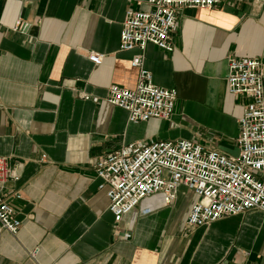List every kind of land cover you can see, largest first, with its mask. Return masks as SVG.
<instances>
[{
	"label": "crops",
	"instance_id": "1",
	"mask_svg": "<svg viewBox=\"0 0 264 264\" xmlns=\"http://www.w3.org/2000/svg\"><path fill=\"white\" fill-rule=\"evenodd\" d=\"M148 2L0 0V157L21 174L8 188L22 222L16 236L0 226V264H264L261 210L191 230L198 197L185 186L171 205L149 196L120 222L108 210L95 164L123 147L184 139L237 156L248 100L228 92L229 60L264 63V0L185 8L175 50L144 54L153 83L178 92L174 115L130 123L107 98L138 83L140 51L119 46L127 10Z\"/></svg>",
	"mask_w": 264,
	"mask_h": 264
},
{
	"label": "built area",
	"instance_id": "2",
	"mask_svg": "<svg viewBox=\"0 0 264 264\" xmlns=\"http://www.w3.org/2000/svg\"><path fill=\"white\" fill-rule=\"evenodd\" d=\"M223 1L149 0L152 9L148 12L128 9L119 50L140 51L132 60V66L140 72L139 79L134 89L111 86L107 102L125 110L133 124L151 119L170 121L178 92L153 83L152 74L144 69L145 51L153 45L172 53L180 12L185 8L212 10ZM104 57L92 52L89 60L98 66ZM263 68L261 59L229 60L228 92L248 100L239 120L237 156L207 150L197 142L180 139L131 144L97 160L95 174L101 181L99 188L106 192L108 210L117 222L149 196L160 194L164 203L171 205L177 199L180 186L192 190L198 197L187 219L191 230L252 210L264 212ZM20 177L11 160L0 157V226L13 236L19 233L22 222L11 205V198L20 195L9 194L8 186Z\"/></svg>",
	"mask_w": 264,
	"mask_h": 264
}]
</instances>
